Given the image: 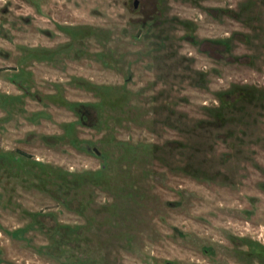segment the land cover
<instances>
[{
  "label": "rangeland",
  "instance_id": "1",
  "mask_svg": "<svg viewBox=\"0 0 264 264\" xmlns=\"http://www.w3.org/2000/svg\"><path fill=\"white\" fill-rule=\"evenodd\" d=\"M0 264H264V0H0Z\"/></svg>",
  "mask_w": 264,
  "mask_h": 264
},
{
  "label": "water",
  "instance_id": "2",
  "mask_svg": "<svg viewBox=\"0 0 264 264\" xmlns=\"http://www.w3.org/2000/svg\"><path fill=\"white\" fill-rule=\"evenodd\" d=\"M136 3H137V0H134V5H136ZM96 148V147H95ZM98 151V150H97Z\"/></svg>",
  "mask_w": 264,
  "mask_h": 264
},
{
  "label": "flooded vegetation",
  "instance_id": "3",
  "mask_svg": "<svg viewBox=\"0 0 264 264\" xmlns=\"http://www.w3.org/2000/svg\"><path fill=\"white\" fill-rule=\"evenodd\" d=\"M94 149L97 151L98 149H96L95 147H94ZM97 152H99V151H97Z\"/></svg>",
  "mask_w": 264,
  "mask_h": 264
}]
</instances>
